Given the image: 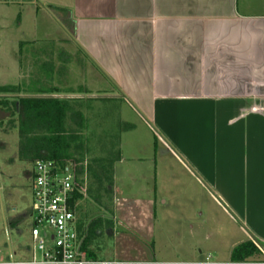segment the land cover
Listing matches in <instances>:
<instances>
[{
  "label": "crops",
  "instance_id": "crops-1",
  "mask_svg": "<svg viewBox=\"0 0 264 264\" xmlns=\"http://www.w3.org/2000/svg\"><path fill=\"white\" fill-rule=\"evenodd\" d=\"M14 6L55 13L110 91L66 87V58L50 76L28 70L24 88L137 112L264 257V0H0V9Z\"/></svg>",
  "mask_w": 264,
  "mask_h": 264
},
{
  "label": "rangeland",
  "instance_id": "rangeland-1",
  "mask_svg": "<svg viewBox=\"0 0 264 264\" xmlns=\"http://www.w3.org/2000/svg\"><path fill=\"white\" fill-rule=\"evenodd\" d=\"M51 16L55 18V13L49 11L48 15L44 7L0 9V89L19 84L20 76L22 84H29L25 76L33 68L50 76L62 68V58H66L65 86L84 87L93 90L95 97H105L103 90L110 88L93 79L92 64L77 53L70 32L60 29ZM47 60L52 63L49 73L41 67ZM45 82L50 87L49 79ZM12 96L0 94V99ZM81 96L86 98L83 93ZM83 108L89 121V130L84 132L91 149L87 160L109 152L113 157L120 154L114 163L112 194L103 200L106 209L88 196L78 206L77 218L84 224L97 217L113 223L89 248L97 260L235 264L231 259L234 248L249 240L242 225L231 219L225 203L203 185L178 153L169 152L156 140L152 125L123 104L116 107L97 101ZM12 121L1 110L0 264L30 259L34 247L29 213L35 164L19 160L20 138ZM79 181L84 182L86 191L98 187L93 172L83 173Z\"/></svg>",
  "mask_w": 264,
  "mask_h": 264
},
{
  "label": "trees",
  "instance_id": "trees-1",
  "mask_svg": "<svg viewBox=\"0 0 264 264\" xmlns=\"http://www.w3.org/2000/svg\"><path fill=\"white\" fill-rule=\"evenodd\" d=\"M0 94L13 95L12 98L0 99V110L10 115L12 126L18 131L19 160L33 165L48 160L72 165L77 178L76 202L88 196L106 209L103 200L112 194L114 163L120 160V154L113 157L109 152L105 157L87 160L91 149L84 134L89 130L84 104L78 100L53 97L56 94L53 89L34 87L26 90L23 84L1 87ZM87 171L96 175L98 187L95 191H86L84 182L81 184L79 181V176ZM112 225V222L99 217L88 224L79 222V232L84 237L83 247L91 258L97 259L89 249L94 238ZM263 258L259 246L251 240L234 248L231 257L235 264L262 263Z\"/></svg>",
  "mask_w": 264,
  "mask_h": 264
},
{
  "label": "built area",
  "instance_id": "built-area-1",
  "mask_svg": "<svg viewBox=\"0 0 264 264\" xmlns=\"http://www.w3.org/2000/svg\"><path fill=\"white\" fill-rule=\"evenodd\" d=\"M32 174V257L3 264H145L102 261L88 255L79 232L77 178L72 165L39 161Z\"/></svg>",
  "mask_w": 264,
  "mask_h": 264
}]
</instances>
